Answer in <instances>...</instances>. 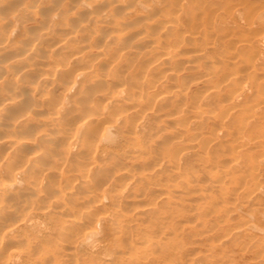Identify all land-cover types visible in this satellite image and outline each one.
<instances>
[{
    "label": "bare ground",
    "instance_id": "6f19581e",
    "mask_svg": "<svg viewBox=\"0 0 264 264\" xmlns=\"http://www.w3.org/2000/svg\"><path fill=\"white\" fill-rule=\"evenodd\" d=\"M78 3L55 19L69 25L60 37L30 34L0 7V264H182L181 243L212 232V215L251 244L223 238L222 253L246 249L264 264V106L243 97V82L233 105L219 104L222 129L203 136L177 94L199 58L230 64L227 83L237 62L264 75V1L238 0L232 26L211 0ZM179 111L191 125L168 130ZM223 195L232 206L209 205Z\"/></svg>",
    "mask_w": 264,
    "mask_h": 264
},
{
    "label": "rangeland",
    "instance_id": "374dc122",
    "mask_svg": "<svg viewBox=\"0 0 264 264\" xmlns=\"http://www.w3.org/2000/svg\"><path fill=\"white\" fill-rule=\"evenodd\" d=\"M0 0V7H6L8 8L7 12L4 14L9 17V19H12L13 22H17L18 17L22 18L23 24L25 27L28 28V31L30 34H40V35H46L48 37H56V36H62L64 34H59L62 32H66L69 29V25L66 24V21L63 22H56L55 19L59 18L63 13L67 12V7L69 5H76L77 9L79 8L78 0ZM238 0H211L212 7L217 8V11H221L224 18L223 20L230 24L229 26L233 25V22H235V19L240 18V14H243L244 12L241 11V7L237 4ZM256 2H261L264 0H253ZM151 2V1H150ZM149 2V3H150ZM72 3V4H70ZM80 10V9H78ZM111 12V11H110ZM2 14H0L1 18ZM74 16V15H73ZM111 16V15H110ZM80 25H87L86 21H79ZM99 26H102V23H97V28ZM254 27V26H251ZM71 27L70 29H72ZM22 33V31L20 32ZM24 33V32H23ZM83 42V41H82ZM81 42V43H82ZM262 51V52H261ZM260 52L264 54V42L261 44ZM238 56H235L232 59H226V60H233L236 61ZM249 63L251 61H256V63H261L260 60L257 59L256 56L250 55L249 56ZM199 64L197 67L191 68L190 70H185L182 72L183 75V81L179 82L178 89L181 90L177 94H179V98L181 96V99L183 100L182 106H180L179 109L185 108V111L188 110V112L191 113V120L196 118L197 121L191 123L193 124L194 128L191 133H194L198 130H201L204 132L203 136H211V132L213 129H216L220 131L222 128L219 127L222 121L223 123H226L224 119L215 117V114L220 111L219 104L225 106L233 105L235 102L231 99V92L234 90H238V87L241 83L246 82L247 86L245 88V92L243 97H251L252 102L256 104V106L263 105L264 106V93H261V91H264V75H259L261 72L260 69L252 70L251 68H244L243 69V63L237 62V64L234 66V69L237 68V70H240L239 77L233 80L232 83H227L223 77H222V71L225 73L229 72V66L230 64H226L224 68L221 67V64L219 62V59L216 58H208L203 59L199 58ZM262 66V65H260ZM224 69V70H223ZM264 71V67H262ZM185 77V78H184ZM259 80L258 84L259 86L254 90L251 89V82L255 80ZM226 82V83H225ZM206 83V88L200 90L199 95L201 97L200 102H196L194 104H191V102L194 99V95L192 96L191 90H195L197 88H201L203 84ZM188 85H191L188 87ZM211 87V89L214 92V98L210 99L209 101H204L202 95L205 94L207 91V87ZM242 98H240L238 101H241ZM191 104V105H190ZM194 106V107H191ZM197 106V107H195ZM235 111L233 109L231 112ZM188 112L179 111L175 120L173 122H166L168 123V130H171V126L182 128V125L185 123H189ZM212 115V116H210ZM210 116V117H209ZM206 121L204 123L203 127H200V123ZM190 124V123H189ZM187 124V125H189ZM190 124V125H191ZM199 126V127H198ZM186 128V126L184 125ZM235 127H233L234 129ZM231 129V130H233ZM231 130L226 136V139L228 142H232V145L237 147V141L233 140V137L235 135H238L237 133H232ZM186 136V139L182 142V144L188 142L190 140L189 134H184ZM258 150V148H255ZM237 151H241L239 147H237ZM244 156L239 157V160H243ZM251 166V164H250ZM197 170L199 168L202 169V166L199 167L197 164ZM216 169V168H213ZM202 171V170H200ZM252 173H256V171H252ZM218 174V171L216 172ZM243 175V170L236 172V177ZM228 177V176H227ZM227 177H223L222 180H225ZM236 178V179H237ZM257 179V178H255ZM259 185H264V181L262 179H257ZM238 185V184H237ZM250 185V186H249ZM227 186V185H226ZM253 183H247L244 188L239 187L237 191H245L252 189ZM228 187V186H227ZM229 188V187H228ZM227 188V189H228ZM231 188V187H230ZM195 193L193 190L189 191V194L187 197L189 199H192V194ZM214 201H221L223 204L227 206L233 205V199L231 195H223L216 197L215 200H211L209 203L212 204ZM187 203H194L192 200L186 201ZM200 211L201 213L205 212V207L198 206V208L194 211ZM193 212V211H192ZM185 217V216H184ZM221 216L216 217V215H212L209 219V221L206 224L205 229L209 227V225H215V228L212 232H204L201 235H199L197 238L191 240H184L181 244H183L186 247L187 254L184 255V252H179V256L182 255L181 258L182 264H185L186 261L192 257L195 259L193 264H250V261H252V255L246 253V249L237 250V248H232L230 251L225 250L223 253L221 252L220 247V241L221 239L225 238L232 244L234 240L239 241H246V245H251L247 239H243L244 236H241L239 239H237V235L229 236L225 235L226 231L224 228V223L221 221ZM188 221V220H186ZM183 223H190V225H197V221L193 220L191 222ZM255 233L256 230L250 229V232ZM234 233V232H233ZM257 235H255L254 238H256ZM245 254V256H244ZM178 256V254H177ZM216 256H219L217 259ZM244 256V257H243ZM167 263H170L168 261Z\"/></svg>",
    "mask_w": 264,
    "mask_h": 264
}]
</instances>
